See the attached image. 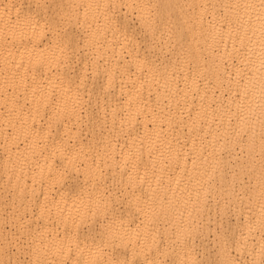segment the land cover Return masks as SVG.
I'll return each mask as SVG.
<instances>
[{"label": "bare ground", "instance_id": "6f19581e", "mask_svg": "<svg viewBox=\"0 0 264 264\" xmlns=\"http://www.w3.org/2000/svg\"><path fill=\"white\" fill-rule=\"evenodd\" d=\"M0 264H264V0H0Z\"/></svg>", "mask_w": 264, "mask_h": 264}, {"label": "rangeland", "instance_id": "374dc122", "mask_svg": "<svg viewBox=\"0 0 264 264\" xmlns=\"http://www.w3.org/2000/svg\"><path fill=\"white\" fill-rule=\"evenodd\" d=\"M237 152H238V151H237ZM240 152L242 153V151H239V154H240ZM237 154H238V153H237ZM239 154H238V156L241 157V155H242L243 153L240 154V155H239ZM243 156H244V155H242V157H243ZM216 197H217V196H216ZM231 208H234V206H231ZM231 208L229 207L228 209H231ZM232 210H233V209H232ZM217 211H218V210L216 209V212H215V213H216V214H217V213L219 214L220 212H219V211L217 212ZM227 211H229V213L231 212V210H227ZM229 213H228V212L226 213V215L228 214V215L226 216V218H224L225 216L222 217L221 214H220V216H221V218H224V219H226V220H228V218L230 217V221H231V220H232V216L229 215ZM231 214H232V212H231ZM214 216H215V217H214ZM214 216H213V217H214V220H215V219H218V220H216L217 222L215 223V221H214L213 218H212L211 221H213L215 224H211V223H210V225H215V226H214V227H215V230H216V231H215V232H216L215 234H221L220 232L223 230V228L221 229V228H220L221 226L219 227V226H217V224L220 225L221 222H223V221H225V220H222V219L220 218L219 215H217V216L214 215ZM228 216H229V217H228ZM216 217H218V218H216ZM219 218H220V219H219ZM220 220H221V222H220V224H219V221H220ZM228 221H229V220H228ZM217 227H218V229H217ZM219 229H221V230H219ZM202 233H203V232H202ZM202 233H199V235L201 234V235H200V238H201V237L203 238V236H205V235H202ZM211 235H212V237H211ZM211 235H210V233H209L208 236H210V237H208V239L205 240L206 242H207V240H208V242H207L208 247L211 246V245L214 246L215 241H216L215 238H214V236H213L214 234H211ZM213 238H214V239H213ZM209 239H211L210 243H209ZM213 240H214V241H213ZM212 241H213V242H212ZM207 244H206V245H207ZM212 246H211V248H210V247L207 248L206 251H207V252L210 251V253H211L212 251H214V249H213ZM211 249H213V250L211 251ZM198 251H201V250L198 249Z\"/></svg>", "mask_w": 264, "mask_h": 264}]
</instances>
